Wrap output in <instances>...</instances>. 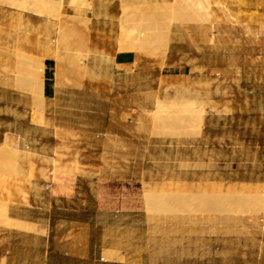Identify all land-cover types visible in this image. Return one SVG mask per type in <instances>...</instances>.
Segmentation results:
<instances>
[{"label": "rangeland", "instance_id": "rangeland-1", "mask_svg": "<svg viewBox=\"0 0 264 264\" xmlns=\"http://www.w3.org/2000/svg\"><path fill=\"white\" fill-rule=\"evenodd\" d=\"M58 1H48L54 13L47 10L68 37L57 50L60 55H43L56 60L47 75L52 137L46 139L52 151L46 171L53 193L72 199L60 200L54 221L97 225L102 245L127 227L133 240L127 264H264V215L253 213L246 198L249 189L264 188V0H190V8L185 0H102L114 3L104 32L90 18L98 16L101 0H91L90 8L89 0H68L72 4L60 9ZM37 4L0 0L28 14H36ZM207 6L215 11L210 22L202 17ZM181 29L192 33V78L188 70L186 75L168 71L165 62L169 51H191L187 44H171ZM98 34L117 36L118 51H135L137 63L145 58L159 71L139 70L140 64L128 77L106 73L96 80L85 74L74 56L86 53ZM78 35L83 49L72 48ZM7 53L0 51V59ZM39 58L30 64L25 55L14 68L4 67L14 88L31 98L36 116L44 119ZM33 70L40 71V81ZM178 89L222 108L198 123L179 112L188 102L166 99ZM155 105L162 112L153 113ZM193 139L199 143L192 146ZM13 151L0 147L3 191L21 158ZM206 184H221L227 196L206 190ZM233 184L238 192L229 195ZM181 186L187 189L179 192ZM10 199L0 198V225L28 230L9 217Z\"/></svg>", "mask_w": 264, "mask_h": 264}, {"label": "crops", "instance_id": "crops-1", "mask_svg": "<svg viewBox=\"0 0 264 264\" xmlns=\"http://www.w3.org/2000/svg\"><path fill=\"white\" fill-rule=\"evenodd\" d=\"M105 8L106 16H95L93 13L90 16L94 24L98 25V31L101 32L107 31L110 27L114 3L108 1ZM116 37L94 35L93 42L88 48L95 50L93 55L98 53L95 65L97 72H106L108 77L113 74L128 77L134 68L138 69L140 64L143 69L139 70L159 71L158 64L149 66L145 58L141 63H137L138 54L135 51H118ZM50 38L52 36L47 30L44 17L38 14L21 13L10 10L7 5H0V51H11V53L3 54L0 59V147H17L21 155L17 164L12 165L21 171H17L18 175L17 173L14 174L15 176L12 175L7 181L8 185H13L11 189L9 188L12 203L8 205V215L20 227L28 229L0 225V264H85L86 259L92 264L95 262L97 264L102 262L127 264L130 262L129 257L133 255L131 250L133 240L129 236L127 227L119 229L116 235H110L108 239L103 240L102 245L101 229L97 225L54 221L53 210L58 207L60 200L72 199V196L63 193H53V186L49 185L51 183L46 171L50 167L46 159L50 157L52 151L51 144H47L46 139L52 137L50 131L52 118L48 115L47 104V101L52 99L48 94L50 92L48 80L52 79L47 75L53 74L56 60L52 56H44V74L42 83L39 85V92L43 96L41 100L45 101L43 116L48 125H39L34 122L36 112L31 106V98L14 88V78L6 77L4 67L11 65V68H14L25 55L32 58L30 63L32 64L46 51H54ZM171 44H187L191 51H169L165 58L168 71H178L180 74L184 71L186 75L188 70L192 78V33L189 34L182 29L179 32L174 31ZM80 45L82 49L85 47L83 39L78 35L76 44L72 48H79ZM187 94L189 93L186 89H178L173 98L166 97V99L187 103L188 99L196 98L195 103L201 109L203 108L202 115H204L203 119L192 115V119L197 120L198 123L206 121L210 115L217 114V111L222 108L214 101L198 95L189 94L190 97H188ZM146 112L150 113V111ZM205 130L206 127L203 128V131ZM197 143H199L198 139L192 140V146ZM32 168H34L33 171ZM58 180L57 177L55 181ZM217 185L219 186V184H216V187L213 185L217 191H213L214 188L212 189L210 184L205 186L209 187L208 191L212 189L211 191L215 194L227 196V193H221V184L220 187ZM181 188L177 190L184 192L185 190ZM7 197V192L0 189V198ZM97 212H100L99 208ZM117 233L120 234L117 235ZM121 241L124 246L118 245Z\"/></svg>", "mask_w": 264, "mask_h": 264}, {"label": "bare ground", "instance_id": "bare-ground-1", "mask_svg": "<svg viewBox=\"0 0 264 264\" xmlns=\"http://www.w3.org/2000/svg\"><path fill=\"white\" fill-rule=\"evenodd\" d=\"M49 1V0H48ZM47 0H37V2H38V4H37V7H36V9H35V12L34 13H36V14H38V15H40V16H42V17H44L45 18V23H46V26H47V30H48V32L49 33H51V36H52V38H50L51 39V43L52 44H54V51H49V52H51L52 54L54 53V55H55V53H56V57L58 56V55H60V53L57 55V50L59 51L60 49H58V48H60V45L62 44V42H64V41H67V37H68V34H67V32L61 27V24H59L58 22H57V20H55V19H57L58 17H55V14H54V16L53 15H51V12L49 11L50 10V8H51V11L53 12L54 11V5H53V8L54 9H52V3L51 2H48ZM73 1H76V0H73ZM90 2H91V0H89ZM88 0H77V2H81V3H83V4H89L88 2H89ZM184 1V0H183ZM186 2H184L185 4H183L184 6H186L187 5V7L188 8H190V4H189V6H188V3H190V0H189V2H188V0H185ZM67 2H69L68 0H59L58 1V4H59V9L60 8H62V6L66 3L67 4ZM191 2H192V0H191ZM220 2V1H219ZM51 4V5H50ZM57 4V5H58ZM72 3H71V1L68 3V6L69 5H71ZM91 4H92V2L88 5L89 7L88 8H90V6H91ZM192 4H194V3H192ZM198 4H200V2L199 3H197L196 5L198 6ZM49 5V6H48ZM195 5V6H196ZM206 5V4H205ZM211 5V4H210ZM183 6V7H184ZM193 6V5H192ZM195 6H194V11H195ZM196 6V9H198L199 8V6L197 7ZM201 6L202 7H204V5H202L201 4ZM47 7H49V10H47L48 8ZM182 7V8H183ZM186 8V7H185ZM188 8H187V10H188ZM201 8V7H200ZM58 9V11H60ZM184 9V8H183ZM185 10V9H184ZM191 10H193V8H191ZM199 10V9H198ZM201 10H204L205 11V15H203L202 17L204 18L205 16H206V18H208V20L207 19H205V21H208V22H210L209 20L211 19V18H213V16L215 15V11H214V9L211 7V6H207V7H205V9H201ZM56 11V10H55ZM54 11V12H55ZM97 11H98V16H106L107 15V12H106V8H105V3L101 0L100 1V3H99V5H98V8H97ZM178 11V10H177ZM183 11V10H182ZM197 11V10H196ZM50 12V13H49ZM53 12V13H54ZM180 12H181V10H180ZM185 12H186V10H185ZM188 12V11H187ZM60 13V12H59ZM189 13V12H188ZM191 13V12H190ZM195 13V16H196V12H194ZM201 13H204V12H202L201 11ZM176 14V13H175ZM178 14V13H177ZM185 14V13H184ZM194 15V14H193ZM202 15V14H201ZM175 16V15H174ZM178 15H176V17H177ZM181 16H182V14H181ZM185 16V15H184ZM197 16H198V14H197ZM201 16L200 17H197V18H202ZM174 18V17H173ZM182 18V17H181ZM189 18V17H188ZM177 19V18H176ZM198 19V20H199ZM204 20V19H203ZM201 21H202V19H201ZM172 24V23H171ZM213 27V26H212ZM130 34H132V33H130ZM140 34V33H139ZM64 44H67V43H64ZM71 44V43H70ZM85 51H87L86 53H84V54H77L76 56H74L75 58V60H76V64H77V66H78V68L79 69H83V71H84V73L85 74H89V75H91L92 77H95V78H99V77H102V76H104V77H106L105 75H106V72H97L96 71V69H95V65H96V63H97V60H98V56H96L98 53H96V55H93V53H94V51L95 50H93V49H86ZM81 52V51H80ZM46 53H48V51H46ZM46 53H44L45 55H46ZM51 53H49V54H51ZM48 54V55H49ZM44 57V56H43ZM72 59H73V57H72ZM38 60H43V59H41V58H39ZM110 61V60H109ZM37 62H39V61H37ZM75 62V61H74ZM39 63H41V64H43L42 62H39ZM100 65V64H99ZM44 66V65H43ZM40 67V66H39ZM100 67V66H99ZM41 68V67H40ZM40 68H37V69H40ZM43 68V67H42ZM41 68V69H42ZM40 69V70H41ZM99 70H100V68H99ZM37 70H33L32 72H34L33 74H36L37 72H36ZM29 73H30V71H29ZM39 73H40V71L36 74V76H38L37 78L39 79H41V77H43V76H41V74H40V76H39ZM32 74V73H31ZM30 74V75H31ZM36 76H34L33 77V75H31V78H32V80H33V78L35 79V77ZM108 77V76H107ZM40 79H39V81H40ZM29 80V79H28ZM34 81V80H33ZM38 81V82H39ZM36 82H37V80H36ZM36 82H34V83H36ZM37 82V83H38ZM40 82H42V80L40 81ZM39 82V83H40ZM182 95V94H181ZM184 96H185V94H184ZM187 96L188 97H190L189 96V94H187ZM188 97H186V98H188ZM183 99V98H182ZM196 99V98H195ZM195 99L193 100L192 98L189 100L188 99V103L187 104H185V105H182L180 108H179V112H183V113H189L190 115H195V116H197V117H199L200 119H203V117H204V115H202L203 113H202V109L200 108V107H198L197 106V104L195 103ZM197 102V101H196ZM162 107L160 106V105H155L154 106V108H153V110H152V112L153 113H160V112H162ZM178 112V111H177ZM34 121L35 122H37V123H39L40 125H48V123L40 116H36L35 117V119H34ZM13 148V150L15 151V153H16V155L18 154H20V150L19 149H17V147H12ZM13 151V152H14ZM24 153V152H23ZM22 153V154H23ZM29 153V152H28ZM25 155V154H24ZM21 156V155H20ZM30 156V155H29ZM17 171H21L20 169L19 170H17V169H13V171L9 174V176L6 178L7 179V181L8 180H10L11 179V177H12V175H14V174H16L17 173ZM56 171V169L55 170H53L52 171V179L54 178V176H55V172ZM23 173V172H22ZM17 175H18V173H17ZM16 175V176H17ZM21 175V174H20ZM15 176V175H14ZM29 176H31V175H29ZM29 176H28V178H29ZM24 177V176H23ZM20 178V177H19ZM33 177H31V179H32ZM19 180V179H18ZM54 180V179H53ZM4 181V180H3ZM2 182V181H1ZM27 182V181H26ZM212 182V181H211ZM3 183V182H2ZM28 183V182H27ZM172 183V182H171ZM8 184V183H7ZM30 184V183H29ZM4 185V184H3ZM32 185V184H31ZM234 185V184H233ZM232 185V186H233ZM5 186H7V187H5V189H4V191H6L7 192V195L9 196V194H10V189H9V185H5ZM163 186V185H162ZM177 186V185H176ZM235 186V185H234ZM16 187V186H15ZM185 186H183L182 188L181 187H178L177 189L178 190H180V188L182 189V190H186L187 188L185 187ZM215 187H216V185H215ZM217 187H220V184H219V186L217 185ZM170 188V187H169ZM184 188V189H183ZM206 188V187H205ZM204 188V189H205ZM214 188V186L212 185V189ZM233 188V187H232ZM231 188V186H230V188H229V195H231V194H234V193H237L238 192V190H237V188H236V186L234 187L235 189H232ZM208 189H209V187H208ZM207 188H206V190H208ZM211 189V190H212ZM217 189V188H216ZM215 188L213 189V191L214 190H216ZM264 188H259V187H255V188H253L252 190L253 191H251V189H249L250 191L248 192V194H247V196H246V198L248 199V201L249 202H247V205L249 206V208L253 211V213L254 212H256V214L257 213H262L263 215H264V190H263ZM21 190V189H20ZM171 190V189H170ZM173 190V189H172ZM205 190V191H206ZM210 190V191H211ZM219 190H220V188H219ZM25 191V190H24ZM217 191V190H216ZM215 191V192H216ZM21 192V191H20ZM160 192V191H159ZM223 192V191H222ZM250 192H252V194L250 195ZM25 193V192H24ZM218 193H219V191H218ZM242 193V192H241ZM22 194H23V192H22ZM26 194V193H25ZM249 196V197H248ZM251 196V197H250ZM245 198V197H244ZM11 200V199H10ZM1 208V207H0ZM8 209V208H7ZM6 210V209H5ZM1 211V210H0ZM4 213H6V212H4ZM7 214V213H6ZM10 220V218H7V221L6 222H8ZM263 226V225H262Z\"/></svg>", "mask_w": 264, "mask_h": 264}]
</instances>
